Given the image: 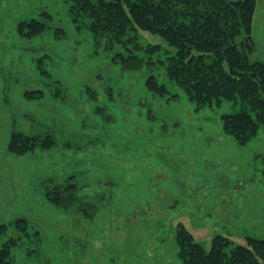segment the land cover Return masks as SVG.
I'll return each mask as SVG.
<instances>
[{
  "label": "rangeland",
  "instance_id": "rangeland-1",
  "mask_svg": "<svg viewBox=\"0 0 264 264\" xmlns=\"http://www.w3.org/2000/svg\"><path fill=\"white\" fill-rule=\"evenodd\" d=\"M256 1L251 59L264 61V0ZM69 6L0 0V249L22 236L20 219L30 235L14 247V264H183L179 223L206 250L216 234L240 245L264 238V131L240 145L222 130V115L239 105L198 108L160 64H147L175 48L143 30L142 49L108 46L76 29ZM31 19L48 29L22 36ZM150 44L160 51L150 54ZM131 49L146 61L140 70L114 61ZM150 74L170 94L149 90ZM14 133L53 144L16 155ZM70 183L80 203H54Z\"/></svg>",
  "mask_w": 264,
  "mask_h": 264
},
{
  "label": "trees",
  "instance_id": "trees-1",
  "mask_svg": "<svg viewBox=\"0 0 264 264\" xmlns=\"http://www.w3.org/2000/svg\"><path fill=\"white\" fill-rule=\"evenodd\" d=\"M69 13L77 30H89L96 38H106V45H130L142 49L139 30L160 36L173 55L165 60L151 58L150 67L160 64L168 79L181 88L198 108L221 104L224 100L240 106L234 113L222 115V130L240 145H246L264 131V61H254L252 36L256 0H67ZM51 18L50 14H44ZM45 21L31 19L20 24V33L27 38L43 34ZM240 37L242 39L238 40ZM161 46L149 45L150 54ZM157 50V51H156ZM117 53L114 61L130 70H140L145 59L132 53ZM41 69L42 59H39ZM43 70V69H42ZM43 72H47L44 70ZM146 85L152 92L165 96L167 87L150 74ZM42 95L28 91L27 97ZM172 98H178L172 94ZM51 137L41 140L23 133H14L9 151L25 154L34 148H50ZM264 174V169H263ZM61 188V187H59ZM51 200L69 207L80 203L78 187L70 183ZM61 192V194H60ZM86 214L91 216L86 211ZM15 228L29 236V225L17 220ZM8 225H2L5 232ZM22 236L10 238L0 249V264H14L12 251ZM179 256L183 264H264V238L247 237V244H236L230 238L216 234L212 247L206 250L179 223L176 230Z\"/></svg>",
  "mask_w": 264,
  "mask_h": 264
}]
</instances>
